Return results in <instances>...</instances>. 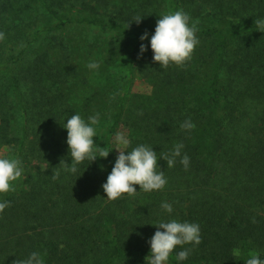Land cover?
<instances>
[{
  "label": "trees",
  "instance_id": "16d2710c",
  "mask_svg": "<svg viewBox=\"0 0 264 264\" xmlns=\"http://www.w3.org/2000/svg\"><path fill=\"white\" fill-rule=\"evenodd\" d=\"M178 9L189 14L199 43L184 64L161 68L149 40L139 37H150L159 14ZM25 19L42 22L31 42L80 26L109 34L113 59L98 68L103 84L74 101L73 68H55L46 50L30 58L24 47L5 48L6 37L22 40ZM256 19H264V0H0V157L23 167L22 187L0 197L10 201L0 212V264L32 251L45 264H147L156 230L150 223L172 218L198 223L201 240L176 246L167 264H177L181 248L192 249L181 264L264 256V31ZM141 43L148 48L138 55ZM119 57L123 74L110 68ZM135 71L148 92H130ZM76 113H99L94 152L110 151L71 173L64 170L71 157L62 124ZM186 119L194 127L182 129ZM117 133L129 140L128 150L143 143L158 157L182 142L189 167L179 157L172 167L158 159L163 189L135 185L136 193L109 200L101 185L115 148H124Z\"/></svg>",
  "mask_w": 264,
  "mask_h": 264
},
{
  "label": "clouds",
  "instance_id": "9594fccd",
  "mask_svg": "<svg viewBox=\"0 0 264 264\" xmlns=\"http://www.w3.org/2000/svg\"><path fill=\"white\" fill-rule=\"evenodd\" d=\"M142 16L136 17V23L141 21ZM257 29L264 31V19H256ZM4 38V33L0 32V39ZM141 41L149 40L152 50V59L158 62L161 68H166L170 64L182 65L191 58L192 52L199 39L195 34V27L190 24V16L182 9L174 12L159 14L156 20L154 31L149 37L148 32H144L139 37ZM148 46L140 44L138 55H142ZM89 69H98L99 62L92 60L87 64ZM99 113L90 115L87 119L79 113L66 118L62 124L67 130L66 144L71 163L65 162V171L75 173L76 165L88 159L94 160L97 156L107 157L109 151L96 154L94 152V140L96 129L94 125L98 123ZM182 129L194 127L190 119H186L180 124ZM116 143L124 145V148H115L118 154L115 158L111 171L102 183L106 198L113 200L122 194L132 195L137 192L135 185H139V191L145 192L163 189L167 183V177L158 164V159H164L168 167L174 166L177 157L185 169L189 167L190 157L187 153L182 154L183 143H177L169 153H161L158 157L153 146L138 144L128 150L129 140L122 133H117ZM114 149V148H113ZM127 150V151H125ZM23 172L22 163L19 159H9L0 157V193L8 192L12 189V182L18 179ZM58 173L53 176L55 179ZM10 201H0V212H2ZM161 209L167 213L173 212V205L167 201H162ZM156 226L154 234L148 239L150 246L149 254L146 256L147 264H167L170 254L178 245L191 244L193 247L199 245L200 226L196 222L187 220L180 221L172 218L150 223ZM192 249L181 248L175 253L177 264L188 259ZM15 264H45L43 255L38 251H32L27 256L16 260ZM244 264H264V256L259 252L253 253Z\"/></svg>",
  "mask_w": 264,
  "mask_h": 264
},
{
  "label": "rangeland",
  "instance_id": "374dc122",
  "mask_svg": "<svg viewBox=\"0 0 264 264\" xmlns=\"http://www.w3.org/2000/svg\"><path fill=\"white\" fill-rule=\"evenodd\" d=\"M41 23V21H28L25 19L24 23L19 27L20 30L26 33L23 35L22 40L18 43H13L6 37L5 48L14 52L24 47L28 49L27 56H30V58L46 50L49 55V63H54L55 68H73L69 84L75 90H73L70 97L74 101H82L92 92V89H97L103 84L104 80L98 73L99 69H89L87 64L89 61L95 60L99 62L100 67L108 60L113 59L112 50L106 44L112 38L104 32L80 26L62 29L53 35L50 34L41 38L39 41L31 42V32ZM55 38L58 43L53 41ZM114 64V66H110L113 71L121 72L122 74L126 71V64L122 58L119 57ZM148 90H150V84L135 71L131 79L130 92L138 94L146 93ZM5 152L6 149H3L2 155ZM19 178L12 182V189L8 192L0 193V197L20 189L23 184L22 178L20 180Z\"/></svg>",
  "mask_w": 264,
  "mask_h": 264
}]
</instances>
